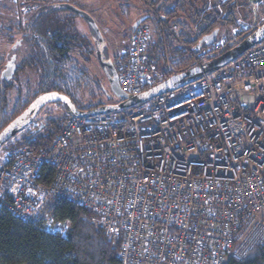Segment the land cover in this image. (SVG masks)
Here are the masks:
<instances>
[{"label":"built area","instance_id":"1","mask_svg":"<svg viewBox=\"0 0 264 264\" xmlns=\"http://www.w3.org/2000/svg\"><path fill=\"white\" fill-rule=\"evenodd\" d=\"M157 17L164 36L188 52L190 68L249 30L239 24L229 38L197 49L180 23ZM151 38L142 22L115 59L129 94L171 76L166 38L165 68L149 59ZM126 109L71 116L50 146L9 151L0 159V207L66 233L68 223L44 212L50 198H67L92 210L94 224L119 241L121 264H226L264 245V41Z\"/></svg>","mask_w":264,"mask_h":264},{"label":"trees","instance_id":"2","mask_svg":"<svg viewBox=\"0 0 264 264\" xmlns=\"http://www.w3.org/2000/svg\"><path fill=\"white\" fill-rule=\"evenodd\" d=\"M146 1L150 5L160 2L159 0ZM164 1H161L162 12L155 13L159 28L158 36L155 41L149 43L148 50L149 55L151 54L149 59L153 57L160 60L159 55L163 54L164 57V38H166L172 66L169 75L190 69L191 59L188 52L177 46L168 34L164 36L157 15L163 16L167 21L180 23L183 27V37L190 45L196 47L205 35L216 29L220 32V25L235 27L237 10L243 1L253 6L252 13L257 18L260 14H264V0L256 5H252L247 0H204V9L193 7L194 0H176L172 6L166 8L162 5ZM63 3L71 2L43 4L32 13L27 23L19 24L17 31L21 33V37L16 41L12 40V50L17 54L15 75L17 76L25 67L39 70L40 90L34 93L32 100L42 92L60 91L68 95L78 108L89 110L102 103L79 104L66 85L68 74L64 71L74 65V62L70 60L71 51L77 47L89 48L93 42L90 37L88 39L76 29L74 18L79 16L62 6ZM63 13L72 14L62 17ZM145 21L146 19L143 20ZM90 31L95 40L96 34L91 27ZM253 31L254 29L244 31L238 41L226 43L219 53L229 50ZM15 36L17 35L10 38ZM205 46L208 45L204 43L201 47ZM107 52H109L108 49L104 48L105 58ZM76 69L72 68V72ZM79 70L85 73L83 69ZM11 82L2 79L0 81V132L30 104L29 100L25 102L18 100L14 111L8 112V93L12 88ZM21 94L22 91L19 90L18 98L20 99ZM60 106L66 112L65 115L50 118L47 116L40 121L39 125L21 137H14L1 148L28 146L40 149L50 146L55 136L62 131L65 120L71 117L68 108L62 104ZM52 173L53 171L50 172ZM44 213L45 216L68 223V231L66 233L49 232L45 227L44 218L24 220L7 208L0 207V264H121L117 258L119 241H115L105 230L94 224L92 210L64 197H52ZM226 264H264V245L254 248L243 260L232 258Z\"/></svg>","mask_w":264,"mask_h":264},{"label":"rangeland","instance_id":"3","mask_svg":"<svg viewBox=\"0 0 264 264\" xmlns=\"http://www.w3.org/2000/svg\"><path fill=\"white\" fill-rule=\"evenodd\" d=\"M60 1L71 2L96 18V22L105 39V45L103 47L108 49L113 61L129 51L133 27L138 20L146 19L145 22L151 28L152 41L158 36L159 28L155 13L156 11L162 12L161 1L163 0H159L160 2H155L153 5L148 4L146 0H0V81L1 79L12 81V88L8 93L9 113L14 111V106L18 103V100H24V102L29 100L31 103L33 101L31 98L34 96V93L40 90V72L38 69L25 67L17 76L15 75L17 54L13 52L12 46L13 41L21 37V33L17 31L19 24L27 23L32 13L41 5ZM175 1L165 0L162 5L166 8L172 6ZM192 5L195 8L204 9L205 7L204 0H194V4ZM252 9L253 6L246 3V1L239 4L236 26L220 25L218 39L229 38L239 24L245 25L249 30L255 26L256 20L260 24H263L264 14H260L257 18L252 13ZM71 14L63 13L62 17L71 16ZM74 21L76 29L88 39L90 37L93 45L89 48L77 47L71 51L70 60L74 62V65L70 66L68 68L69 70L66 69L64 71L68 74V82L66 85L81 105L96 104L98 102H115L116 98L111 91L109 82H107L106 73L98 60L95 40L92 38L93 36L88 22L81 17H75ZM13 35L17 36L11 39L10 36ZM159 59L154 60L160 68H165L166 63L163 54L162 56L159 55ZM72 68L77 69L72 72ZM79 69H83L85 73ZM4 71L8 72L7 75L9 76L7 78L3 77ZM19 90L22 91L21 99L18 98ZM127 111L128 109H123L118 111L117 114L122 116ZM65 114L66 112L60 104H48L37 115L35 118L36 122L34 123L33 121L15 137H21L24 133L39 125L40 121L46 119L47 116L50 118ZM13 149L15 148H0V159H4L7 153Z\"/></svg>","mask_w":264,"mask_h":264},{"label":"water","instance_id":"4","mask_svg":"<svg viewBox=\"0 0 264 264\" xmlns=\"http://www.w3.org/2000/svg\"><path fill=\"white\" fill-rule=\"evenodd\" d=\"M252 5H256L261 0H247ZM62 6L67 7L76 13L79 17L86 20L89 26L96 34L95 45L96 54L101 66L107 73L108 82L114 96L119 100L117 103L102 104L89 110H82L76 106L73 100L66 94L60 91H46L38 94L33 101L26 107V109L12 119L8 125L0 132V148L7 142L13 139L17 134L23 131L30 125L37 115L48 104H62L68 108L71 116L75 117H92L96 115L109 114L118 112L126 108L133 107L139 103L153 99L159 94L177 90L186 84L200 79L206 73H211L223 66L227 65L233 59L245 53L253 45L264 41V23L254 29L248 36L239 41L235 46L223 52L217 57L204 62L202 65L194 66L181 73L173 74L160 84L138 94H129L125 92L119 82V74L112 58H105L104 45L105 39L102 31L95 18L87 11L77 7L72 3H63ZM144 19L138 20L134 29L143 22ZM257 21V20H256ZM219 34L216 29L212 33L205 35L196 46L199 49L204 43L207 45L212 44ZM8 72H3V77L7 78Z\"/></svg>","mask_w":264,"mask_h":264},{"label":"flooded vegetation","instance_id":"5","mask_svg":"<svg viewBox=\"0 0 264 264\" xmlns=\"http://www.w3.org/2000/svg\"><path fill=\"white\" fill-rule=\"evenodd\" d=\"M107 49V48H106ZM106 56L107 57H109L110 55H109V52H107V54H106ZM106 57V58H107ZM110 58V57H109ZM103 68V67H102ZM103 70H104V68H103ZM105 71V70H104ZM105 73H106V71H105ZM106 78H107V82H108V77H107V73H106ZM117 102H119V100L116 98V101L115 102H108L109 104L110 103H117ZM100 103H102V104H108V103H104V102H100ZM102 104H100V105H102Z\"/></svg>","mask_w":264,"mask_h":264},{"label":"bare ground","instance_id":"6","mask_svg":"<svg viewBox=\"0 0 264 264\" xmlns=\"http://www.w3.org/2000/svg\"><path fill=\"white\" fill-rule=\"evenodd\" d=\"M217 39H218V36H217ZM217 39H216V40H217ZM216 40H215V41H216Z\"/></svg>","mask_w":264,"mask_h":264},{"label":"crops","instance_id":"7","mask_svg":"<svg viewBox=\"0 0 264 264\" xmlns=\"http://www.w3.org/2000/svg\"><path fill=\"white\" fill-rule=\"evenodd\" d=\"M95 20H96V18H95ZM97 21V20H96Z\"/></svg>","mask_w":264,"mask_h":264}]
</instances>
